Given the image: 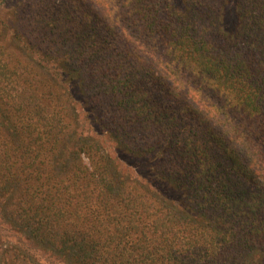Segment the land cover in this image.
I'll return each mask as SVG.
<instances>
[{"label":"trees","instance_id":"obj_1","mask_svg":"<svg viewBox=\"0 0 264 264\" xmlns=\"http://www.w3.org/2000/svg\"><path fill=\"white\" fill-rule=\"evenodd\" d=\"M0 9V216L12 230L62 264H264V0ZM72 87L177 197L119 169L84 131ZM0 264L42 263L7 244Z\"/></svg>","mask_w":264,"mask_h":264},{"label":"rangeland","instance_id":"obj_2","mask_svg":"<svg viewBox=\"0 0 264 264\" xmlns=\"http://www.w3.org/2000/svg\"><path fill=\"white\" fill-rule=\"evenodd\" d=\"M3 10L0 9V11ZM72 92L76 98L77 109L80 113L84 131L93 135L103 144L105 150L115 160V163L119 169L125 174L139 178L140 181L147 183L149 186H151V188L160 190L162 189L163 193H166L171 197H177L174 192H169V189L164 187L155 178L154 171L151 169L149 163L143 159L133 157L119 149L105 132L99 130L96 125L92 124V121L90 120L91 115L87 114V108L82 107V96L78 92L77 87H72ZM7 244L29 249L42 264H62L58 258L39 249L23 235L12 230L11 227L6 224L0 216V245L3 247L7 246Z\"/></svg>","mask_w":264,"mask_h":264}]
</instances>
